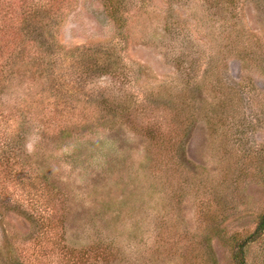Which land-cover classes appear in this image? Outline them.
<instances>
[{
  "label": "rangeland",
  "instance_id": "1",
  "mask_svg": "<svg viewBox=\"0 0 264 264\" xmlns=\"http://www.w3.org/2000/svg\"><path fill=\"white\" fill-rule=\"evenodd\" d=\"M115 3L0 0V264H235L264 214V0Z\"/></svg>",
  "mask_w": 264,
  "mask_h": 264
},
{
  "label": "trees",
  "instance_id": "2",
  "mask_svg": "<svg viewBox=\"0 0 264 264\" xmlns=\"http://www.w3.org/2000/svg\"><path fill=\"white\" fill-rule=\"evenodd\" d=\"M111 4H112V9H113V14L117 17L119 16L120 11L117 9L118 8V4L115 3V1L117 0H108ZM233 41L238 40L237 38H233ZM237 43V42H235ZM237 47H239L238 44H236ZM112 68H115V66L113 64H109L107 63V61H105V66L101 69L102 71L104 70L105 72H107L108 70H111ZM260 223L259 226L256 230V232L254 233V235H252V237H250L249 239H247L241 246H239V248L235 251L234 255H233V259L235 264H246V260H245V248L247 246V244L249 242H251L252 240H254V238L258 235H260L263 231H264V214L260 217L259 219Z\"/></svg>",
  "mask_w": 264,
  "mask_h": 264
}]
</instances>
